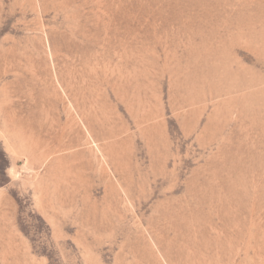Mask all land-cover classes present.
Instances as JSON below:
<instances>
[{"label": "rangeland", "instance_id": "rangeland-1", "mask_svg": "<svg viewBox=\"0 0 264 264\" xmlns=\"http://www.w3.org/2000/svg\"><path fill=\"white\" fill-rule=\"evenodd\" d=\"M0 264H264V0H0Z\"/></svg>", "mask_w": 264, "mask_h": 264}]
</instances>
